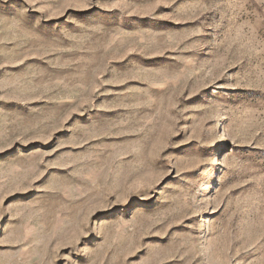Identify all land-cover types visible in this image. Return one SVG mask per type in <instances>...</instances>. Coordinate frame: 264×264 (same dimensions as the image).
Instances as JSON below:
<instances>
[{"label": "rangeland", "instance_id": "obj_1", "mask_svg": "<svg viewBox=\"0 0 264 264\" xmlns=\"http://www.w3.org/2000/svg\"><path fill=\"white\" fill-rule=\"evenodd\" d=\"M0 264H264V0H0Z\"/></svg>", "mask_w": 264, "mask_h": 264}]
</instances>
